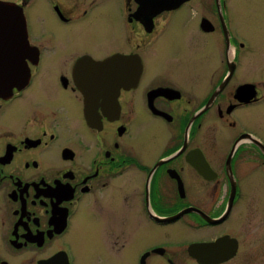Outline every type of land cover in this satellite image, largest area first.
Here are the masks:
<instances>
[{"label": "flooded vegetation", "instance_id": "obj_1", "mask_svg": "<svg viewBox=\"0 0 264 264\" xmlns=\"http://www.w3.org/2000/svg\"><path fill=\"white\" fill-rule=\"evenodd\" d=\"M0 1V264H264L246 8Z\"/></svg>", "mask_w": 264, "mask_h": 264}, {"label": "rangeland", "instance_id": "obj_2", "mask_svg": "<svg viewBox=\"0 0 264 264\" xmlns=\"http://www.w3.org/2000/svg\"><path fill=\"white\" fill-rule=\"evenodd\" d=\"M228 7L246 8L249 16L245 23L238 21L237 24L251 36L252 49L258 57V62L264 66V0H228ZM257 9V12H253ZM264 73V68H263Z\"/></svg>", "mask_w": 264, "mask_h": 264}, {"label": "water", "instance_id": "obj_3", "mask_svg": "<svg viewBox=\"0 0 264 264\" xmlns=\"http://www.w3.org/2000/svg\"><path fill=\"white\" fill-rule=\"evenodd\" d=\"M186 1L188 0H144L143 2L150 3L154 5L155 7H179L182 3ZM216 2L219 7L220 6L219 0H216ZM12 6H13L12 3H6V2L0 1V13H3L9 10L10 8L8 7H12ZM17 20H18L17 22L18 30H22V29L24 30V24L22 23L24 22V19L22 17V14H20V12H18Z\"/></svg>", "mask_w": 264, "mask_h": 264}]
</instances>
